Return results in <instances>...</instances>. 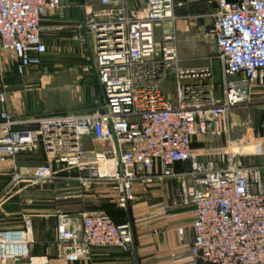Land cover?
<instances>
[{
	"label": "built area",
	"instance_id": "2783aa9c",
	"mask_svg": "<svg viewBox=\"0 0 264 264\" xmlns=\"http://www.w3.org/2000/svg\"><path fill=\"white\" fill-rule=\"evenodd\" d=\"M62 0H0V54L14 58L23 78L41 67L47 53L42 20ZM212 1V0H211ZM213 21L205 32L214 40L221 69L220 95L209 65L182 66L175 31L155 28L173 21V0H146L143 12L130 16L127 0H98L87 30L99 98L80 111L48 113L29 119L0 112V159L41 150L45 161L9 174L10 187L62 181L76 185L68 196L82 200L97 187L126 210L134 183H177V206H192L191 264H264V139L259 163L243 164L247 155L228 139L236 108L261 103L264 109V0H214ZM210 2V1H209ZM171 81L173 97L161 90ZM6 85L0 75V103ZM264 132V117L261 122ZM225 138L214 160H202L192 148L204 138ZM177 164L186 167L176 169ZM166 205L161 215L168 216ZM78 223L55 215L56 240L68 262L91 260L97 249L130 256L133 226L115 222L105 212L79 211ZM178 240L183 228L176 229ZM29 220L19 229L0 228V264H49L33 256Z\"/></svg>",
	"mask_w": 264,
	"mask_h": 264
},
{
	"label": "crops",
	"instance_id": "0c3cea01",
	"mask_svg": "<svg viewBox=\"0 0 264 264\" xmlns=\"http://www.w3.org/2000/svg\"><path fill=\"white\" fill-rule=\"evenodd\" d=\"M127 1L130 16L135 17L143 12L146 0ZM173 1L175 3L173 10L175 19L161 22L158 26L161 33L163 30L173 29L175 32L182 34L185 31L184 17L190 15L199 17L205 12L213 14L216 8L214 0ZM60 7L63 11L57 16L42 20L45 23V31H47L42 35L43 42L45 45L47 44L46 46L49 44L56 45L57 50L64 52V38L71 33V36H73V50L80 57L85 52L84 59L78 58L76 65L55 72L52 71L47 76L44 75L45 68L42 69V65L37 70H31V74L27 73L19 81L22 84L36 81V87L33 89L11 91L8 90V83H6L7 98L5 104L0 103V112L6 110L10 116L19 119L35 118L43 114L55 113L50 110L33 109L30 104V96H28L30 91H40L43 87L49 85L55 75L62 81L64 86L74 88L73 91L69 88L75 99L73 101L83 104L81 107H69L66 110L62 109L57 112L80 111L88 108L94 100L99 98L96 72L92 60L86 58V55H88L87 42L83 39L87 35L85 21L88 16L91 17V12L99 9L98 0H62ZM158 36H161V34ZM188 49V54L195 51L191 48ZM41 70H43V74H41ZM37 74L40 76L38 77ZM7 80L9 84H12L11 78ZM167 85L165 89L170 87L168 90L173 93L172 82H167ZM215 93L219 96L220 88L215 90ZM173 95L171 96L173 97ZM196 151L202 154V160H209L205 155H212L213 158L210 160L215 159L216 152L211 149H196ZM42 160L45 161V157L40 149L17 155L14 158L0 159V228L19 229L23 226L24 220H29L33 239V243L29 244L28 247L30 254L33 256H46L49 259V264H191L188 258L193 239L191 223L194 209L192 206L179 207L176 205L174 192L177 183L174 180H166L161 185L157 183L142 184L145 187H141V183H134L135 197L126 210L117 208L109 200V203L114 204L111 211L115 221L129 219L132 222L133 256L106 248L94 250L92 259L88 261H66L62 257L65 248L63 244L56 240L55 215L66 212L73 217L74 223L77 224L78 212L82 210L95 211L93 206L96 202L101 203V200H98L101 195L98 193V188H96L93 192L86 194L82 200L70 198L68 192L76 185L74 183L67 185L62 181L45 182L35 186L19 184L10 187L8 185L9 174L14 170L34 167L43 163ZM258 163L259 161L253 165ZM185 167L184 164L176 165V169ZM261 180L264 190V169L261 171ZM163 205L169 208L168 216L160 214ZM106 206L108 205L106 204ZM179 227L183 228L181 241L178 240L176 233V229Z\"/></svg>",
	"mask_w": 264,
	"mask_h": 264
},
{
	"label": "rangeland",
	"instance_id": "374dc122",
	"mask_svg": "<svg viewBox=\"0 0 264 264\" xmlns=\"http://www.w3.org/2000/svg\"><path fill=\"white\" fill-rule=\"evenodd\" d=\"M67 9V8H66ZM63 9L59 7L56 11L52 12L50 15L45 18H50L53 16H57L61 13ZM203 15L194 16L190 15L189 17H184L185 21V31L184 33L175 32V49L176 55L179 60L180 65L182 66H203L209 65L213 69V85L215 90L220 88L221 81V69L219 63L214 58L217 50L215 46V42L212 38L206 37L205 32L210 28L213 17L212 13H202ZM90 20V17L85 21L86 29L87 24ZM42 21V30L43 33L45 31V23ZM51 32V31H50ZM155 36L156 40L159 41L161 36V31L159 27L155 28ZM71 33L69 36L64 38V52L57 50V46H52L49 44L47 46V53L44 56V61L42 64V69H44V75H49L52 71L62 70L68 66H74L77 64L78 58L84 59L85 52H83V56L80 57L78 53L73 50ZM83 39L87 42V53L86 58L91 61L92 55V37L89 31L87 30V35L83 37ZM47 45V44H46ZM188 48L194 49L195 51L191 54H188ZM14 58L9 54H0V75L2 76V80L5 85L8 83V90H26L33 89L36 87L35 82H28L22 84L19 81V77L14 73ZM69 67V68H70ZM41 70V74H43ZM31 74V73H30ZM36 75V74H35ZM38 75V74H37ZM40 75H38L39 77ZM11 78L12 84L8 82L7 79ZM38 82V81H37ZM166 83V84H165ZM161 84V90L165 95H168L172 98L171 95L173 93L171 90L165 89L168 85L167 82ZM12 85V86H11ZM70 86H64L62 81L55 75L53 76L51 83L45 87H43L40 91H30L28 96H30V104L33 109L38 110H50L53 112H57L59 110H66L69 107H77L82 106L83 104L76 103L74 99L73 93H71L70 89L73 91L74 88H70ZM171 93H170V92ZM264 117V109L262 108V104L255 102L251 105L236 108L232 111L231 114V130L229 132L228 139L232 140L240 146V151L246 152L247 155L240 158L241 163L243 164H255L258 161L259 153L262 150V141L264 139V132L261 130V122ZM211 149L213 152L226 151L229 152L225 148V138H217V139H209L204 138L202 143L196 142L193 145V149ZM202 157V156H201ZM207 159H212V155H205ZM216 157V156H215ZM44 160H42L43 162ZM141 187H145L141 184ZM98 188V193L101 195V203H95V212H105L109 216L112 217L111 208L114 204L109 203L110 197L108 195V191L105 188ZM108 195V196H107ZM135 197V192H134ZM100 202V201H99ZM107 202V203H106ZM106 204L108 206H106ZM104 205V206H103ZM111 206V207H109ZM110 208V211H109ZM97 210V211H96ZM113 218V217H112Z\"/></svg>",
	"mask_w": 264,
	"mask_h": 264
},
{
	"label": "trees",
	"instance_id": "16d2710c",
	"mask_svg": "<svg viewBox=\"0 0 264 264\" xmlns=\"http://www.w3.org/2000/svg\"><path fill=\"white\" fill-rule=\"evenodd\" d=\"M192 146H193V144H192ZM111 217V216H110ZM112 218V217H111ZM113 219V218H112ZM114 220V219H113ZM126 220H129V219H126ZM115 221V220H114ZM123 221H125V220H122V221H115V222H123Z\"/></svg>",
	"mask_w": 264,
	"mask_h": 264
}]
</instances>
